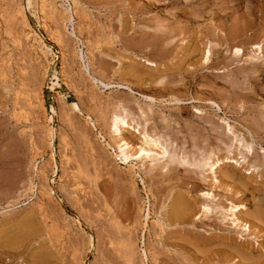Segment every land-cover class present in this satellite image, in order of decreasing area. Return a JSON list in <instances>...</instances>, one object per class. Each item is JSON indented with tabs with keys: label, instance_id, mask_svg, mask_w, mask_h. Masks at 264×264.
I'll return each mask as SVG.
<instances>
[{
	"label": "rangeland",
	"instance_id": "obj_1",
	"mask_svg": "<svg viewBox=\"0 0 264 264\" xmlns=\"http://www.w3.org/2000/svg\"><path fill=\"white\" fill-rule=\"evenodd\" d=\"M32 3L0 0V264H264V0Z\"/></svg>",
	"mask_w": 264,
	"mask_h": 264
},
{
	"label": "bare ground",
	"instance_id": "obj_2",
	"mask_svg": "<svg viewBox=\"0 0 264 264\" xmlns=\"http://www.w3.org/2000/svg\"><path fill=\"white\" fill-rule=\"evenodd\" d=\"M27 3H28V6H32V0H27ZM25 6V5H24ZM25 9V8H24ZM37 16V15H36ZM73 18H74V14L71 15ZM40 17V16H39ZM71 18V17H70ZM70 20V19H69ZM69 22V21H68ZM31 27V26H30ZM32 31V30H31ZM32 33V32H31ZM36 34V33H35ZM39 36V35H38ZM35 38V37H34ZM262 43V42H261ZM50 50V49H49ZM210 51V50H209ZM237 52H238V49H237ZM210 52H208L209 54ZM208 56V55H207ZM148 62H151V61H148ZM149 64V63H148ZM57 76H54L53 78L51 77V74L50 72L46 69L44 71V80H45V83L49 80H51L52 82V85H51V88L54 87V85L57 84V82H53V79H56ZM58 85V84H57ZM107 85V84H106ZM119 85H124V84H121L119 83ZM129 87V86H128ZM147 97V95H146ZM150 99H154V97L152 96H148ZM72 107L75 109V110H80V107H79V104L76 103V102H73V104H71ZM56 110L54 107H52L51 109V113L52 115L49 117V125H48V137H49V145L52 149V158L55 160L54 164H55V172H54V176L55 174L60 170V164L59 162L57 161L56 159V154H55V139H56V133H57V129L55 128V125H54V115H56ZM130 123H129V120H128V116L127 115H124V114H116L114 116V120H113V123H112V127H113V133L115 136H118L120 138L123 137V129H126V127H130ZM123 140V143L120 144L119 148L121 150V154L118 156L120 157V159L122 161H124V163H127L129 159H131V157H135L136 159H141V161H143L145 158L147 157H150L151 154L155 153L157 154L158 156H160V159L165 157V153H167L166 149H165V146H163V144L160 142L159 139L155 140V141H148L146 140L144 144H142L139 149L137 150L138 152L136 154H130L128 151L130 149V147L132 148V145L130 144L129 141L125 140L124 138H122ZM160 144L162 146H160ZM119 150V151H120ZM135 153V152H134ZM52 159V160H53ZM229 159V157H227V160ZM245 159V158H244ZM53 160V161H54ZM238 162V161H237ZM208 168L207 170L211 171V173H213L215 176V182H220L218 181L217 179V176H216V172H217V163L215 161H212L211 158H208V161L206 162ZM229 174V172L227 173ZM226 174V175H227ZM234 175H229L228 178L229 179H234ZM241 183V182H240ZM243 183V182H242ZM245 184V183H244ZM247 186V185H246ZM245 186V187H246ZM241 187V186H240ZM244 187V188H245ZM51 189V187H50ZM53 189H51L52 191ZM50 192V191H49ZM53 192V191H52ZM204 194H206L207 196H211V193L210 192H205ZM183 203H184V198L179 196L174 204H173V216H172V220L176 221L178 219V217L183 213H181V210L182 207H183ZM185 205V204H184ZM245 208V206H244ZM209 209V208H208ZM186 210V209H185ZM184 210V211H185ZM230 211L232 212L233 216H234V221H235V224L236 226H239L240 229L242 230V234H245V235H250V230H251V227L250 224H248L247 222L245 223L238 215H237V209L236 208H233L231 207L230 208ZM207 209L205 208L204 209V213L207 214ZM173 221V222H174ZM29 227V226H28ZM253 238V236H252ZM256 238V237H255ZM90 243V242H89ZM92 243V242H91ZM236 252V251H235ZM239 252V251H238ZM237 252V253H238ZM244 252V251H243ZM236 253V254H237ZM246 253V252H245ZM239 254V253H238ZM238 257V256H237ZM247 257V256H245ZM239 258V257H238ZM249 259V258H248ZM235 262V261H234Z\"/></svg>",
	"mask_w": 264,
	"mask_h": 264
}]
</instances>
